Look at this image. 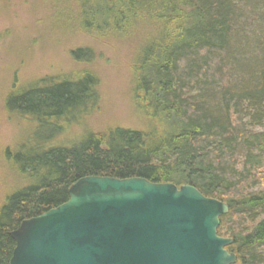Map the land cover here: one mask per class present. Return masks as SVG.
<instances>
[{"label":"trees","instance_id":"trees-1","mask_svg":"<svg viewBox=\"0 0 264 264\" xmlns=\"http://www.w3.org/2000/svg\"><path fill=\"white\" fill-rule=\"evenodd\" d=\"M42 1L68 11L88 36L135 46L132 99L142 125L87 131L69 148L11 157L20 176L37 182L0 204V264H10L11 233L66 203L70 187L88 176L194 186L229 205L219 235L234 240L227 250L236 264H264V132L250 131L264 121V63L257 84L241 87L232 67L246 12L234 0ZM71 56L82 65L72 76L11 97L12 113L43 129L57 125L49 142L100 98L99 78L87 68L97 59L94 49L79 47Z\"/></svg>","mask_w":264,"mask_h":264},{"label":"rangeland","instance_id":"rangeland-1","mask_svg":"<svg viewBox=\"0 0 264 264\" xmlns=\"http://www.w3.org/2000/svg\"><path fill=\"white\" fill-rule=\"evenodd\" d=\"M234 1L246 12L243 36L233 50L235 83L239 87L256 85L258 69L264 63V0ZM42 2L0 0V204L8 193L37 182L20 176L11 157L39 155L55 144L69 148L87 131L140 129L142 125L132 99L135 46L110 35L108 39L88 36L74 27L75 21L70 22L68 11H55ZM79 47H91L97 54L96 61L87 68L99 78L100 98L95 107L70 117L61 133L49 142L45 138L53 134L56 124L53 122L48 131L42 128L44 125L39 127L12 113L15 106L11 97L31 85L54 84L61 77L72 76L82 68L71 56ZM250 131L264 132V121L260 126L250 124ZM37 144L40 149L43 147L38 152ZM259 220H264V216Z\"/></svg>","mask_w":264,"mask_h":264},{"label":"water","instance_id":"water-1","mask_svg":"<svg viewBox=\"0 0 264 264\" xmlns=\"http://www.w3.org/2000/svg\"><path fill=\"white\" fill-rule=\"evenodd\" d=\"M229 211L191 185L88 176L11 233L10 264H236L219 235Z\"/></svg>","mask_w":264,"mask_h":264}]
</instances>
